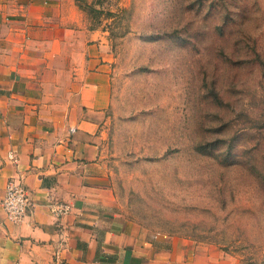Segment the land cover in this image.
<instances>
[{"label":"rangeland","instance_id":"374dc122","mask_svg":"<svg viewBox=\"0 0 264 264\" xmlns=\"http://www.w3.org/2000/svg\"><path fill=\"white\" fill-rule=\"evenodd\" d=\"M72 1L108 49L117 220L264 264V0Z\"/></svg>","mask_w":264,"mask_h":264},{"label":"crops","instance_id":"0c3cea01","mask_svg":"<svg viewBox=\"0 0 264 264\" xmlns=\"http://www.w3.org/2000/svg\"><path fill=\"white\" fill-rule=\"evenodd\" d=\"M105 41L72 0H0V199L9 179L30 198L17 223L0 205V264H211L117 220L102 159Z\"/></svg>","mask_w":264,"mask_h":264},{"label":"built area","instance_id":"2783aa9c","mask_svg":"<svg viewBox=\"0 0 264 264\" xmlns=\"http://www.w3.org/2000/svg\"><path fill=\"white\" fill-rule=\"evenodd\" d=\"M0 205L6 218L10 221L17 223L22 219L30 206V198L20 180L9 179L7 181ZM48 206L55 216L64 215L69 208L67 204L55 201Z\"/></svg>","mask_w":264,"mask_h":264}]
</instances>
